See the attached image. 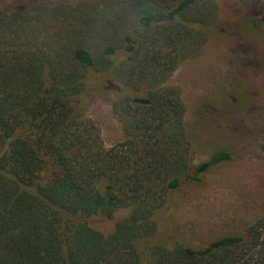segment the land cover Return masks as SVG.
Listing matches in <instances>:
<instances>
[{
  "label": "trees",
  "instance_id": "obj_1",
  "mask_svg": "<svg viewBox=\"0 0 264 264\" xmlns=\"http://www.w3.org/2000/svg\"><path fill=\"white\" fill-rule=\"evenodd\" d=\"M227 2L23 0L0 9V264H264V215L200 249L169 216L173 193L231 161L217 150L194 162L171 83L219 37ZM102 94L122 133L109 146L82 120ZM124 213L109 235L92 227Z\"/></svg>",
  "mask_w": 264,
  "mask_h": 264
},
{
  "label": "rangeland",
  "instance_id": "obj_2",
  "mask_svg": "<svg viewBox=\"0 0 264 264\" xmlns=\"http://www.w3.org/2000/svg\"><path fill=\"white\" fill-rule=\"evenodd\" d=\"M21 1L0 0V9ZM92 1L31 0L72 7ZM227 1L214 27L213 34L219 37L209 41L201 58L182 64L171 78L181 90L194 162L206 161L217 150L231 153V161L209 169L200 182L186 183L172 194L171 226L197 249L242 233L264 215V0ZM255 8L262 12L256 15ZM82 120L100 130L105 145L121 141L107 94L83 108ZM123 217L125 213L118 214L112 222L97 218L92 227L109 235ZM158 221L163 233L164 218ZM180 239L172 237L170 242L181 244ZM155 244L160 241L152 240L149 246Z\"/></svg>",
  "mask_w": 264,
  "mask_h": 264
}]
</instances>
